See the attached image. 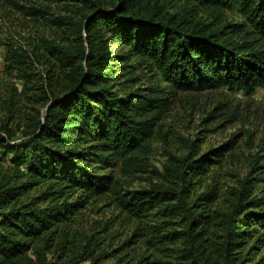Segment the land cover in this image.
<instances>
[{
    "label": "trees",
    "instance_id": "trees-1",
    "mask_svg": "<svg viewBox=\"0 0 264 264\" xmlns=\"http://www.w3.org/2000/svg\"><path fill=\"white\" fill-rule=\"evenodd\" d=\"M0 2L55 27L3 57L0 264H264L257 156L224 190L232 141L150 163L177 94L264 88V0Z\"/></svg>",
    "mask_w": 264,
    "mask_h": 264
},
{
    "label": "rangeland",
    "instance_id": "rangeland-1",
    "mask_svg": "<svg viewBox=\"0 0 264 264\" xmlns=\"http://www.w3.org/2000/svg\"><path fill=\"white\" fill-rule=\"evenodd\" d=\"M50 28L55 27L49 21L34 20L0 2V81L5 80L3 73H7L3 58L7 49L10 46L20 47L30 53L31 43L42 36H49ZM35 69L41 70L40 66H35ZM7 81L20 89V82L14 79ZM263 95L264 88L257 89L250 97L225 90L177 94L173 98L172 110L163 120L162 132L166 136V145L156 138L150 155L152 167L159 172L167 160L165 151L178 155L185 150V142L193 140L200 152L232 141L233 149L228 151L220 165L212 168L211 172L218 175L219 179L216 178L215 181L221 190L235 184L233 175L244 177L247 164L253 161V157H258L257 165L264 166ZM217 103L222 104V107L215 111ZM209 113H212L210 118L203 121ZM99 207V215L88 214L90 221L95 219L102 222L118 214L109 205Z\"/></svg>",
    "mask_w": 264,
    "mask_h": 264
}]
</instances>
